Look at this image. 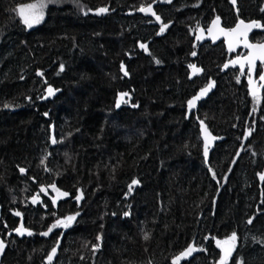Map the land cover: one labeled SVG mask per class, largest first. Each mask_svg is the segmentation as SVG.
Masks as SVG:
<instances>
[{"label":"trees","instance_id":"obj_1","mask_svg":"<svg viewBox=\"0 0 264 264\" xmlns=\"http://www.w3.org/2000/svg\"><path fill=\"white\" fill-rule=\"evenodd\" d=\"M37 1L0 0V264L53 248L52 264H173L189 247L181 264H221L233 234L227 264H264V91L221 73L222 43L194 42L215 18L264 26V0H45L27 29L18 9ZM200 123L219 138L208 165Z\"/></svg>","mask_w":264,"mask_h":264},{"label":"snow or ice","instance_id":"obj_2","mask_svg":"<svg viewBox=\"0 0 264 264\" xmlns=\"http://www.w3.org/2000/svg\"><path fill=\"white\" fill-rule=\"evenodd\" d=\"M44 7H46V3L45 0H40L39 3L37 4H28L25 6H22L18 9V13L21 16V19L23 20V22L28 25L29 27H31L34 23H39L40 20L43 18V9ZM107 9H100L99 12L100 13H104L106 12ZM140 11L142 12H151V7L148 8H141ZM153 15H155L154 13H152ZM156 19L159 21V17L157 16ZM219 24V19L217 18V21L214 22V26L218 27ZM252 27H260L259 24H244L243 21L240 22L239 25H237V27L235 29L230 30L229 32L225 33L226 36L228 37H232L234 39H230L229 40V48L230 50L234 47V41L235 43H239L240 37H245L247 36V31L250 30ZM167 28V25L162 24L161 25V33ZM243 28V30H241ZM211 31V29L209 30ZM221 31H223V29H221ZM199 39V37H198ZM245 46L249 47L251 49H253L252 52L249 53L248 57L246 60H241L239 61L240 63V71L241 74H244V67H245V63H247L248 65V75H249V84L252 85L253 81L251 79V74L255 68V62L256 60H260L261 63H264V45H250L247 44V41L245 39ZM141 47L145 48L146 50V46L145 45H141ZM193 55H195V53H193ZM237 63V61H233L232 64L233 66H235V64ZM123 67V66H122ZM190 67H192L193 69V74H197L200 69H197L195 65H191ZM225 67H228V65H225ZM63 70V69H61ZM125 75H127V72H125ZM260 80L264 81V75L260 76ZM213 87V83H209L207 87H205L204 89H201V92L198 96L194 97L192 100H190L188 102L189 104V108H192L195 106L196 102L204 95H206L208 93V91ZM264 87V86H262ZM48 94L52 95L53 94V89L52 88H48ZM127 94H121L120 100L117 102V107H119V104L121 102H127L124 100V97ZM252 95L254 97V99H258L257 97V89L255 86H253L252 88ZM202 131L205 134V157H207L208 154V148L210 146V141L216 139L215 137H212L211 134L208 132L206 127L202 126ZM53 143H56L57 141L55 140V138H53ZM23 171V169L21 170ZM213 178H215V174H213ZM261 179L264 180V175L261 176ZM136 181H133V184H135ZM53 188H55V186L53 185ZM43 191V189H42ZM130 191H131V186H130ZM61 195H67L66 193H61ZM80 197H78L79 199ZM35 199V198H34ZM55 203V201H54ZM17 215H19V213H17ZM76 219L75 216H69L67 218H65L64 220H60L57 222V224L54 227H69L71 225V223ZM251 221H249L250 223ZM52 229H49V232ZM24 229L21 227L19 229H17L18 234L23 235L24 234ZM28 235H31V232L27 233ZM48 233H43V235H47ZM148 237L145 236V239H147ZM235 241H236V236L235 234H233V236L226 241H218V245L222 247V251L224 252V256L221 260V264H227V259L228 257L231 256L233 249L235 248ZM4 248V244L2 241H0V251H2ZM194 249L189 248L187 249L184 253L181 254L180 257H178L176 260L173 261V264H178L179 259H181L184 256L189 255ZM56 253V249L53 248L51 255H49L48 259L49 262H51L52 258L55 256Z\"/></svg>","mask_w":264,"mask_h":264},{"label":"water","instance_id":"obj_3","mask_svg":"<svg viewBox=\"0 0 264 264\" xmlns=\"http://www.w3.org/2000/svg\"><path fill=\"white\" fill-rule=\"evenodd\" d=\"M218 19H219L218 27L217 26H214V22L217 21V18H215V19H213L210 22V24L206 28L197 30L196 33H195V36H194V42L196 44H199V45L209 44L212 47H214V46L222 43L223 46H224V49H225L226 53L229 56H231V59H229L227 62H225L223 64V66L221 67V73L224 74V73H226L229 70H239L240 71V63H239V61L246 60L247 57H248V55H249V53L253 51V49L245 46V39L247 41V44H250V45H264V41L261 42V43H253V42L250 41V37L255 32H264V26H262L257 21H244V20H239L238 22L235 23V25L232 28H225V27H223L222 20L220 18H218ZM241 21H243L244 24H259L260 27H252L250 30H248L247 31L246 38L245 37H240L239 43H235V41H234V47L230 50V48H229V40L230 39H234V38L226 36L225 33L229 32L232 29H235L237 27V25L240 24ZM210 29H211V31H209ZM221 29H223V31H221ZM241 30H243V28ZM198 37H199V39H198ZM239 51H243L245 54L243 56H238L237 54H238ZM233 61H237V63L235 64V66H233V64H232ZM225 65H228V67H225ZM258 65H263L264 66V63H261L260 60H256V62H255V68H254V70H253V72L251 74V79L253 81V84L252 85L249 84V75H248V65H247V63H245V67H244V72H247V75H248V77L246 79V84H247V89H248V92H249V96L251 98H254L253 95H252V88H253V86H255L256 89H257V96H260L262 94V92H263V89H264V87H262V86H264V81L260 80V76L261 75H264V67H263V70H262L261 75L257 79H255V71H256V67ZM211 91H212V88L208 91V93L206 95L202 96L196 102V104H195L194 107L189 108V104L187 103V106H186L187 113L188 114L195 113L198 110V107H199L200 103L203 102L209 96V94L211 93ZM200 92H201V90H199L190 100H192L194 97L198 96L200 94ZM202 126L203 127H206L207 130H208V132L211 134V136L216 138V139L210 141V146L208 148L207 157H205V154H204L205 153V134L202 131ZM199 136H200V140L202 142L203 158H204L205 164L208 165L209 160H210L211 153L213 152V150L215 149V146L219 142V138L216 137V136H214L209 131L208 127L204 123H200L199 124ZM53 138H54V128L52 126L51 127V130H50V147H53L55 145V143L52 142L53 141ZM78 197H80L79 198V202H78V205H80L81 197H82L81 193L78 194ZM54 201H55V203H54ZM52 202L54 204H56V197L55 198H52ZM189 248H192L194 250L189 255L184 256L181 259H179L178 264H181L184 260H187V259H189V258L192 257V255L195 252V248L194 247H189ZM221 250H222V247H221ZM57 251L58 250L56 249L55 256L52 258L51 262H49L48 257H49V255H51L52 251L49 253V255L47 256V258L45 259V264H52V263L55 262V259L57 257ZM233 251H234V249H233ZM233 251H232V254H233ZM184 252H182V253H184ZM181 254H179L177 257H175L174 260H176L178 257H180ZM223 255H224V252H223Z\"/></svg>","mask_w":264,"mask_h":264},{"label":"rangeland","instance_id":"obj_4","mask_svg":"<svg viewBox=\"0 0 264 264\" xmlns=\"http://www.w3.org/2000/svg\"><path fill=\"white\" fill-rule=\"evenodd\" d=\"M40 1H37V2H33V3H29V4H37V3H39ZM28 5V4H27ZM45 11H46V7H44V9H43V18L40 20V22L39 23H34L31 27H29L28 25H26L24 22V25L26 26V28L27 29H32L33 27H36V26H38V25H40L42 22H43V20H44V18H45ZM23 21V20H22ZM51 95H49V94H47V98L48 97H50ZM73 223V222H72ZM72 223H71V225H72ZM70 225V226H71ZM23 228L24 229V227L20 224V226H19V228ZM18 228V229H19ZM25 231H24V234L23 235H21V234H18V232H17V230L15 231V234L17 235V236H19V237H21V236H29L27 233L29 232L27 229H24ZM1 252V251H0Z\"/></svg>","mask_w":264,"mask_h":264},{"label":"flooded vegetation","instance_id":"obj_5","mask_svg":"<svg viewBox=\"0 0 264 264\" xmlns=\"http://www.w3.org/2000/svg\"><path fill=\"white\" fill-rule=\"evenodd\" d=\"M235 25V24H234ZM232 28V27H231ZM255 33H262L263 35H264V32H255ZM254 33V34H255ZM253 35V34H252ZM251 41V40H250ZM264 41V39L261 41V42H263ZM252 42V41H251ZM261 42H259V43H261ZM253 43H257V42H253ZM239 52H242L243 53V55L245 54L243 51H239ZM238 52V53H239ZM238 55V54H237ZM242 55V56H243ZM239 56V55H238ZM258 66H260L261 67V71H260V73L259 74H257V67ZM257 67H256V71H255V79H257L260 75H261V73H262V70H263V65H258ZM247 73V72H246ZM263 91H264V89H263ZM263 93V92H262ZM262 95V94H261ZM56 197V201H57V199H58V195L57 194H54L53 195V197L52 198H55ZM51 199V198H50ZM54 204V203H53ZM57 205V202H56V204H54V206H56Z\"/></svg>","mask_w":264,"mask_h":264}]
</instances>
